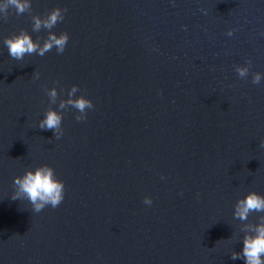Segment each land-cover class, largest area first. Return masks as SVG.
Wrapping results in <instances>:
<instances>
[{
	"label": "water",
	"instance_id": "water-1",
	"mask_svg": "<svg viewBox=\"0 0 264 264\" xmlns=\"http://www.w3.org/2000/svg\"><path fill=\"white\" fill-rule=\"evenodd\" d=\"M30 3L0 18V264H244L230 258L244 236L233 212L264 196V0ZM55 7L67 8L51 29L68 34L64 52L12 59L4 37L42 44L31 16ZM72 85L93 108L83 121L61 110L55 139L37 126ZM40 165L65 190L36 213L11 196Z\"/></svg>",
	"mask_w": 264,
	"mask_h": 264
},
{
	"label": "clouds",
	"instance_id": "clouds-1",
	"mask_svg": "<svg viewBox=\"0 0 264 264\" xmlns=\"http://www.w3.org/2000/svg\"><path fill=\"white\" fill-rule=\"evenodd\" d=\"M14 8L17 15L25 13L31 14L32 8L30 0H3L0 2V18L7 20L9 8ZM67 8L61 9L55 7L45 16L32 15V31L39 32L42 28L48 30L47 37L43 39L42 44L39 38L33 41L27 31L21 29L9 37H4V44L7 47L9 56L17 61L23 60L26 55L37 54L44 56L55 48L57 54H62L68 43L69 36L66 32H60L59 35L53 33V29L59 22L63 21L64 13ZM228 35H232L229 30ZM251 61H247L245 66H236L235 71L240 78H246L249 75ZM33 78L38 79L39 73L34 72ZM262 74L253 72L251 82L259 84ZM80 91L78 86L72 85L67 92V99H60L57 104L58 110L47 108L43 118L38 126L41 130H50L55 139L62 136V117L63 111L69 107L74 108L78 113L75 116L77 121H83L87 118V110L93 108L91 100L84 95L75 96ZM50 104H56L58 92L55 87L46 89ZM75 96V98H73ZM260 147L264 148V140L260 141ZM14 192L12 200L26 199L36 213L42 211L45 207L56 208L64 199V182L56 178V173L49 165H40L33 170H25L21 176L13 177ZM145 204H151L148 197L144 198ZM253 213H260L258 222H248V218ZM234 218L242 223L241 231L244 233L242 239V250L233 251L230 258L232 260L243 259L244 264H264V196L255 191H249L242 199H238L234 205Z\"/></svg>",
	"mask_w": 264,
	"mask_h": 264
}]
</instances>
